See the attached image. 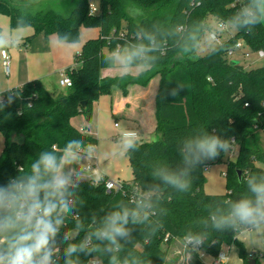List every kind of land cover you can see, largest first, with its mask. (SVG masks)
<instances>
[{"label": "trees", "instance_id": "trees-1", "mask_svg": "<svg viewBox=\"0 0 264 264\" xmlns=\"http://www.w3.org/2000/svg\"><path fill=\"white\" fill-rule=\"evenodd\" d=\"M90 1L0 0V13L9 16L11 29L17 28L18 18L32 28L25 45L39 34L47 38L56 34L60 42L76 43L82 26L101 29L100 35L86 40L75 55L81 66L68 68L73 80L68 91H50L41 79L2 91L0 131L6 143L0 155V183L17 175L44 149L61 153L70 140L81 142L80 152L96 148L98 137L76 127L73 117L84 113L90 122L92 103L102 94L111 95L114 86L126 94L129 85L145 86L160 74L155 130L159 138L136 140L134 148L125 150L133 178L122 181L120 189L107 190L106 179H83L78 191L84 204L78 215L87 221L92 213L102 216L117 202L132 206L138 197L150 195L149 218L134 226L130 242L119 254L122 261L139 258L142 264H167L166 246L175 239L207 234L199 249L189 244L194 248L192 264H207L202 255L216 258L226 244L237 246L244 264L253 260L263 264L259 254L248 252L239 240L240 231H217L210 217L245 190L243 177L264 172V66L247 69L240 63L231 64L228 53L239 40L251 50L264 51V25L251 32L236 28L228 39L203 56L197 55L203 35L213 31L212 22L230 23L248 0H100L97 13L90 12ZM144 31L154 33L161 43L160 50L153 53L158 57L154 65L137 75L103 76V69L116 66V61L109 59L116 50L139 42L137 33ZM180 84L185 87L177 96L168 95ZM84 100L86 108L81 106ZM202 128L233 138L239 146L237 157L232 160L230 154H223L200 164L191 174L190 190L179 193L153 172L161 165L183 168L181 141ZM226 155L228 191L207 194L205 170ZM74 227L75 221L70 219L64 230ZM91 259L81 257L83 264ZM98 261L107 264V257Z\"/></svg>", "mask_w": 264, "mask_h": 264}, {"label": "clouds", "instance_id": "clouds-1", "mask_svg": "<svg viewBox=\"0 0 264 264\" xmlns=\"http://www.w3.org/2000/svg\"><path fill=\"white\" fill-rule=\"evenodd\" d=\"M230 23L248 32L264 25V0H248L230 18ZM24 27L18 18L15 35L0 30V50L18 46L23 39L19 31ZM137 36L139 42L116 50L109 58L125 73L134 67L148 69L158 59L153 55L161 48L156 35L144 31ZM184 87L180 84L168 95L177 96ZM135 136L134 132H126L123 147L134 148ZM234 144L233 138H222L207 128L197 129L181 141L184 167L173 170L161 165L153 175L177 192L187 193L196 168L230 153ZM80 147V141L70 140L61 153L44 149L26 168H20L17 175L0 183V264H83L81 257L92 258L89 264H97L104 257L107 264H142L139 258L122 261L119 254L130 242L134 226L148 220L152 197L140 196L132 206L117 202L102 216L92 213L87 221L81 218L77 211L84 204L78 191L81 172L73 167ZM243 180L245 190L211 215L213 229L241 234L264 231V172L249 174ZM70 219L75 221V227L65 231ZM206 238L207 234L185 236L193 247L203 245Z\"/></svg>", "mask_w": 264, "mask_h": 264}, {"label": "rangeland", "instance_id": "rangeland-1", "mask_svg": "<svg viewBox=\"0 0 264 264\" xmlns=\"http://www.w3.org/2000/svg\"><path fill=\"white\" fill-rule=\"evenodd\" d=\"M92 1L99 8L100 0ZM212 24L213 31L218 32V36L221 40L228 39L229 35H232L236 31V28L230 23L226 24L227 30L220 28L218 22L216 23L213 21ZM0 30H3L6 34L12 32L13 35H15L17 33V28L11 29L10 27L9 16L2 13H0ZM100 32L101 29L99 27L82 26L80 40L75 44H83L82 42L85 38L93 35L99 36ZM32 33L33 30L31 27H24L19 31V34L23 37V39L19 41L18 46L9 47L6 50H0V96L2 91L11 87L8 86L10 83H15V80H17L16 72L12 76H7L4 72L2 62L4 52H7L10 55L13 64L20 62V66L17 69H20V73L28 75L31 79L38 77L43 79L48 84L50 79L54 80V78L56 79V77L61 76L60 73L62 71L51 75L52 71L55 70V64H58L60 61L59 58L61 57L50 50L51 45L49 42L45 41L42 34L32 37L31 41L25 45V42ZM217 45V42L210 38V31H206L202 37V42L197 49V55L203 56L206 52ZM244 52H250V55L246 56ZM230 59L233 62L235 61L236 63L242 64L247 69L264 66V58L259 57V52L250 50L245 46L241 49L235 50L234 55L230 56ZM116 68L121 70L117 62ZM59 89V92L61 93L69 90L67 87L61 86ZM112 89L113 91L120 90L116 86ZM111 103V95L102 94L98 100H95V102L92 103L93 117L90 122L86 121L84 113H80L78 116L73 117V122H75L78 127H82L88 133L98 137L97 147L93 149H86V153H79L75 163L73 164V167L81 169H84V166L91 167L84 170V173L81 174V181L87 178H93L96 180L107 179L113 181H130L133 178L132 168L129 164L125 151L127 148L123 147L122 144V138L124 136L123 133L127 131L128 123L123 117H116L113 115ZM156 135L157 134L155 133H151V135H149V139L147 140H156ZM5 143V136L0 131V154L4 151ZM238 147L239 146L234 145L233 150L228 153L230 154V159H236ZM227 155L222 161L212 162L207 166V169L205 170L206 183L204 186V191L207 194L224 195V193L228 191V178L226 174L229 170V162L227 160ZM177 241L180 242L179 244L177 243L178 245L174 244L166 246L167 264H180L182 262L188 264L186 260L189 258L190 260L193 259L192 252L194 251V248L188 245L187 242L181 238ZM256 246L257 248H260L258 243ZM222 250L225 253L227 252L230 264H240L243 262L240 255H238V248L235 244H226ZM188 253L190 255H188ZM202 257L207 264H213L215 259L213 256L206 254L202 255ZM259 258L263 261L262 256L259 255Z\"/></svg>", "mask_w": 264, "mask_h": 264}, {"label": "crops", "instance_id": "crops-1", "mask_svg": "<svg viewBox=\"0 0 264 264\" xmlns=\"http://www.w3.org/2000/svg\"><path fill=\"white\" fill-rule=\"evenodd\" d=\"M94 37H98V36L96 35L89 36L83 40L82 42L83 44L79 43L77 45L75 43H67L63 41L60 42L57 35L52 34L48 38L44 36L45 41L49 42L51 45V49L50 48L49 49L53 53L61 57L59 58L60 61L58 62V64L57 65L55 64V67H54L55 70L52 71L51 75L57 74L59 71L68 70V68L72 66H76V67L81 66L79 62L77 63L75 61L74 59L75 55H77L78 52L81 51V49L83 48L82 45H84V42L86 40L93 39ZM19 66H20V62L16 64L12 63L11 73L7 76H12L16 72L17 80H15V83L9 82L10 85L8 86H11V87H8V89L12 87H17L18 85H22L25 82L32 81V79H40L38 77L31 79L28 77V75L26 74L23 75L22 73L19 72L20 69H17L19 68ZM141 70L142 68L134 67L128 73L137 75L140 73ZM102 74H104L103 76H110V75L116 76V75H124L125 72L123 70L117 69L115 66V67H110V69H103ZM60 77L58 76L56 77V79L54 78V80L50 79L48 84L43 79L41 80L44 82L47 89H49L50 91L59 92ZM160 80H161V76L160 74H157V76L152 78L150 82L145 86L138 85V84H131L128 86V92L126 94H124V92L120 88H119L120 90H116V91L114 90L113 93L111 94V98H112L111 104H112L113 115L116 117L118 116L123 117L127 121L128 124H127L126 132H134L136 134L135 136L136 140H147L149 139V135H151V133H155L156 126H157L156 96L160 88L159 87ZM72 122H73V119H72ZM73 123L76 127H78L75 124V122ZM80 129H83V128L81 127ZM126 132H124L123 134H125ZM158 138H159V135L157 134L156 139ZM79 153H86V152L85 150H82V152L79 151ZM83 168L84 169L79 168L81 174L84 173V170H87L88 166L87 168L85 166ZM87 179H93V178H87ZM93 180L98 181L99 179L98 180L93 179ZM238 238L239 240H242L245 243L248 252L257 253L263 257L264 255V231L255 230L251 234L245 231L243 232V234L239 233ZM177 240L178 239H175L171 245H174V244L178 245L180 242ZM257 243L260 245V248H257L256 246ZM225 254L227 258L224 264H230V261H229L230 259H229L227 252ZM188 255L190 254L188 253ZM188 260H189V263L191 262L192 264L193 259L190 260L189 258ZM240 264H243V262Z\"/></svg>", "mask_w": 264, "mask_h": 264}, {"label": "built area", "instance_id": "built-area-1", "mask_svg": "<svg viewBox=\"0 0 264 264\" xmlns=\"http://www.w3.org/2000/svg\"><path fill=\"white\" fill-rule=\"evenodd\" d=\"M97 11H98V7L91 0L90 1V12L91 13H97ZM219 26H220V28L227 30L226 23H219ZM210 38H212L214 41H216L217 44L222 42L221 38H219V36H218V32L211 31L210 32ZM244 46L247 47L244 41H242V40L237 41L228 50L229 56L234 55L235 50L241 49ZM248 49H250V48H248ZM257 52H259V57L264 58V51L263 50H259ZM244 53H245L246 56H249L250 55V52H244ZM2 62H3V67H4V71H5L6 75H9L11 73V69H12V62H11V57H10V55L7 52H4L3 58H2ZM60 75H61V77H60L59 83H60V86L61 87H67V88H69V87H71L73 85V80H72L71 76L68 74L67 70H63L60 73ZM105 183H106L107 190H109V191H112L114 189H120L123 186V182L121 180H114L113 181V180H107L106 179L105 180ZM187 244L189 245V243H187ZM195 248L196 249H199L200 246L199 247H195ZM226 258H227L226 254L223 251H221L218 254V257H216L214 259L213 264H224ZM186 262L188 264H190L189 263V260H186ZM97 264H99V261H97ZM180 264H185V262L184 263L182 262Z\"/></svg>", "mask_w": 264, "mask_h": 264}, {"label": "water", "instance_id": "water-1", "mask_svg": "<svg viewBox=\"0 0 264 264\" xmlns=\"http://www.w3.org/2000/svg\"><path fill=\"white\" fill-rule=\"evenodd\" d=\"M234 63H236L235 61L233 62V61H231V64H234ZM81 106H83V108H86L87 107V101L86 100H84V101H82L81 102ZM239 176H241V171H239ZM256 263V261L255 260H253L252 261V264H255ZM264 264V263H263Z\"/></svg>", "mask_w": 264, "mask_h": 264}]
</instances>
